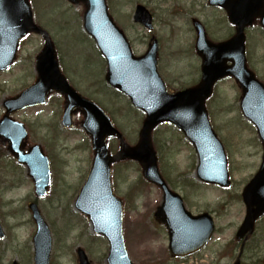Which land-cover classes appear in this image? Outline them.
Instances as JSON below:
<instances>
[{
    "label": "rangeland",
    "instance_id": "374dc122",
    "mask_svg": "<svg viewBox=\"0 0 264 264\" xmlns=\"http://www.w3.org/2000/svg\"><path fill=\"white\" fill-rule=\"evenodd\" d=\"M30 3L34 21L44 28L55 45L64 76L84 96L96 101L130 144H134L142 116L130 107L126 99L117 96L103 83L105 65L82 30L80 8L69 6L65 0H30ZM109 3L114 20L121 25L135 54L144 53L150 36L156 38L159 46L158 72L172 92L195 85L199 78L200 63L192 53L193 33L188 27V14L202 23L212 42L232 34L222 12L207 8L205 0H109ZM137 4H142L153 15L151 33L131 22ZM174 20L175 26H165L173 25ZM171 29L177 31L168 39L170 31L173 32ZM245 36L248 67L264 83V30L254 23L246 29ZM40 47V38L31 36L26 39L20 46L16 64L10 71L0 73V116L2 100L34 81V57ZM239 97L240 92L234 82L226 79L216 86L213 100L209 101L210 110H213L212 125L214 128L216 125L218 137L227 151L228 173L233 183L229 192H216L211 188L197 190L190 168L195 164V154L183 137L174 130H168L167 126L160 127L153 135L158 146L160 167L167 174L171 189L184 199L192 214L208 212L215 224L212 241L202 252L183 262L170 261L172 264H231V251L233 264L237 259L239 264H264V219L256 223L254 234L244 244L235 246L232 243L244 216L236 193L256 173L261 156L256 134L238 110ZM60 101L53 96L46 105L27 109L15 117L25 123L28 145L39 144L53 154L48 153L55 173L53 175L51 170L50 192L45 199L38 201L52 239L50 264H77V248L85 252L91 264H104L105 244L93 239L88 223L81 220L72 206L76 196L73 194H77L90 166L89 143L80 130L61 129ZM226 106L230 113L223 117L218 114V117L216 108L225 114ZM108 146L113 150L117 144L110 140ZM7 156L0 161V218L5 234L0 241V264L13 261L33 264L35 227L24 207L32 200V185L25 169L18 168ZM167 167L173 170L170 174L166 172ZM185 170L187 175L184 179L181 172ZM112 185L115 195L123 201L122 236L129 258L136 264H149L154 260L167 262L165 230L155 226L152 220V214L161 202L159 190L139 182L138 168L130 162L112 168ZM129 191H133L132 197ZM50 200L60 204L61 208L50 205ZM223 252L225 258L220 260L218 257Z\"/></svg>",
    "mask_w": 264,
    "mask_h": 264
},
{
    "label": "water",
    "instance_id": "95a60500",
    "mask_svg": "<svg viewBox=\"0 0 264 264\" xmlns=\"http://www.w3.org/2000/svg\"><path fill=\"white\" fill-rule=\"evenodd\" d=\"M68 1L74 4L79 1L85 7L83 28L106 60L105 81L124 94L132 106L141 110L145 119L136 145L128 147L104 113L69 87L59 71L54 47L47 34L33 24L28 0H0V70L12 62L22 37L32 32L44 40L43 48L36 56V81L18 97L4 103L6 114L0 123V139L8 143V150L19 163L28 166L37 195H44L49 185L46 159L39 147H32L26 154L22 152L21 143L26 135L22 126L12 122L8 115L28 106L43 104L47 95L54 91L65 98L63 126L67 127L71 113L79 110L84 117L81 126L91 140L94 159L75 206L88 217L93 231L107 240L109 252L106 263L132 264L121 237V204L113 196L110 186V165L125 159L138 163L143 177L163 191V203L155 218L166 225L171 255L194 253L209 241L213 232L211 219L206 214L191 216L185 211L180 197L169 191L157 171L151 132L162 122L174 124L195 148L199 159L198 178L209 184L228 187L223 149L209 130L204 102L217 81L232 77L241 90L240 110L255 127L262 146L259 169L241 194L245 215L236 238L251 234L255 221L264 215V84L256 80L246 66L243 32L256 18L264 28V0L213 2L225 9L229 22L236 28L235 35L226 42L212 44L206 40L202 28L196 25L195 49L202 58L201 79L194 88L175 95L165 93L156 72L155 44L143 57L135 58L122 32L109 18L104 0ZM135 15V21L149 28V16L143 8L138 7ZM113 136L119 141V150L111 156L105 141ZM29 208L36 224L34 263L48 264L51 247L48 228L37 207L31 204ZM77 256L79 264H88L81 249L77 250Z\"/></svg>",
    "mask_w": 264,
    "mask_h": 264
},
{
    "label": "flooded vegetation",
    "instance_id": "af4514ba",
    "mask_svg": "<svg viewBox=\"0 0 264 264\" xmlns=\"http://www.w3.org/2000/svg\"><path fill=\"white\" fill-rule=\"evenodd\" d=\"M63 104V99H61V101H60V105H62ZM20 114H22V112H19V113H17V114H15L14 116H13V118H15V117H17V116H20ZM1 117H2V114H1V116H0V119H1ZM18 121H20V122H22V123H24L23 121H21V119H19ZM26 149V148H25ZM262 219H264V217L263 218H261V219H259L258 221H257V223L260 221V220H262ZM255 230H256V224H255ZM255 230H254V232H255ZM254 232H253V234H254ZM252 234V235H253ZM252 235H246V237H244L243 239H241V240H236L235 239V234H234V237H233V244L235 245V246H241V244H244ZM241 251H242V249H241V247H240V250H238V256L240 257V254H241ZM231 256H230V259H231V264H233V251H231V254H230ZM237 256V257H238ZM170 257V256H169ZM169 257H167L166 256V259H167V262H158V261H150L149 262V264H170L169 263V261H171V260H173L171 257L169 258ZM239 259H237L236 260V262L235 263H237V264H239ZM234 263V264H235Z\"/></svg>",
    "mask_w": 264,
    "mask_h": 264
}]
</instances>
